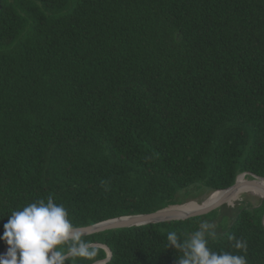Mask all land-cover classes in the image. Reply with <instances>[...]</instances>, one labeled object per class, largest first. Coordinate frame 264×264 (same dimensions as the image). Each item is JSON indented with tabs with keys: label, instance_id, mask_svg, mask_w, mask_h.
<instances>
[{
	"label": "trees",
	"instance_id": "obj_1",
	"mask_svg": "<svg viewBox=\"0 0 264 264\" xmlns=\"http://www.w3.org/2000/svg\"><path fill=\"white\" fill-rule=\"evenodd\" d=\"M264 177V0H0V255ZM251 178L250 176H246ZM63 240L106 264H264V201ZM222 214L217 231L209 225ZM104 247L14 264H94Z\"/></svg>",
	"mask_w": 264,
	"mask_h": 264
},
{
	"label": "water",
	"instance_id": "obj_2",
	"mask_svg": "<svg viewBox=\"0 0 264 264\" xmlns=\"http://www.w3.org/2000/svg\"><path fill=\"white\" fill-rule=\"evenodd\" d=\"M242 176H250L251 178H247V184L250 186H259L260 181H264V177L258 176L256 174L245 172L240 174L237 177L236 182L222 190H218L221 192H224V195L220 198H218L216 201L209 205H203L198 208L192 209V210H182L179 207H182L185 204L182 205H171L162 209H159L157 211L146 213V214H136V215H128V216H122L117 217L109 220H105L103 222L88 225L85 227H79V228H70V229H63V230H57L50 233H44L35 237H31L24 240L14 241L10 243L1 253L0 255V264H5V259L9 253H14V257L17 253L23 251L26 248H29L36 244H47L48 252L49 254L56 258V259H68L76 252L80 251L84 248L89 247H104L107 252L108 256L104 260H99L95 262L94 264H106L112 259V251L110 248L106 245L100 244V243H91L86 244L81 247H78L69 253H67L64 256H58L54 251V246L63 240H68L75 237L80 236H88L108 230H115V229H124V228H132V227H140L144 225H150V224H158L163 222H170V221H179V220H186L192 217L197 216H203L207 215L214 210H217L221 206L228 204V199L231 195V193L236 190L237 188H240L242 186L240 182V177ZM217 192V191H215ZM214 193V192H213ZM264 201V198L262 202Z\"/></svg>",
	"mask_w": 264,
	"mask_h": 264
},
{
	"label": "bare ground",
	"instance_id": "obj_3",
	"mask_svg": "<svg viewBox=\"0 0 264 264\" xmlns=\"http://www.w3.org/2000/svg\"><path fill=\"white\" fill-rule=\"evenodd\" d=\"M247 181L248 180L246 179L245 176L240 177V182L242 186L240 188H237L231 193L228 201H234V200L239 201L244 194H251L254 196H260L261 198H264V181H260L258 187L248 185ZM223 195H224V192L217 191L209 195L204 200V202L201 204L198 202H194L192 204H186L179 208L186 211V210H192V209L198 208L203 205H209L213 203L214 201H216L218 198L222 197ZM13 258H14V253H9L5 259V264H14Z\"/></svg>",
	"mask_w": 264,
	"mask_h": 264
},
{
	"label": "rangeland",
	"instance_id": "obj_4",
	"mask_svg": "<svg viewBox=\"0 0 264 264\" xmlns=\"http://www.w3.org/2000/svg\"><path fill=\"white\" fill-rule=\"evenodd\" d=\"M247 178L248 177H246V179ZM211 194H213V192L202 191V192L198 193V196L196 199H192V200L188 201L187 204H192L194 202H198L201 204ZM262 200H263V198H261L260 196H254L251 194H244L239 201L238 200L228 201V204L221 206L217 210H218V212L220 211V213L227 214V216L230 217L231 216L230 209H233L237 206H243V207L258 206L262 203ZM222 221H223L222 220V214H220L215 220L210 221L209 225L212 226L213 229L220 232V231H222V229L220 228V224Z\"/></svg>",
	"mask_w": 264,
	"mask_h": 264
}]
</instances>
